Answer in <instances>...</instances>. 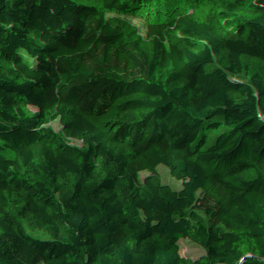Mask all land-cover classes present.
<instances>
[{
    "label": "trees",
    "instance_id": "1",
    "mask_svg": "<svg viewBox=\"0 0 264 264\" xmlns=\"http://www.w3.org/2000/svg\"><path fill=\"white\" fill-rule=\"evenodd\" d=\"M151 8L0 0V264H264V0Z\"/></svg>",
    "mask_w": 264,
    "mask_h": 264
},
{
    "label": "rangeland",
    "instance_id": "2",
    "mask_svg": "<svg viewBox=\"0 0 264 264\" xmlns=\"http://www.w3.org/2000/svg\"><path fill=\"white\" fill-rule=\"evenodd\" d=\"M150 1H151L152 8L149 11V13H147L145 16H141V19L152 21L151 30L155 37V40L160 45L161 52L163 55L166 54L168 56L180 57L181 54L177 53L172 47L169 46L166 39L160 36L161 30L156 24V20L159 18L160 12H161L162 0H150ZM176 88H178V86L173 85L172 87L164 91H161L160 92L161 98L165 100L169 96L170 92ZM9 258H11L14 262H17V263L20 262V256L17 251L12 252L9 255Z\"/></svg>",
    "mask_w": 264,
    "mask_h": 264
}]
</instances>
